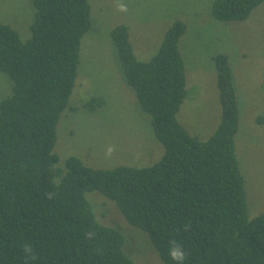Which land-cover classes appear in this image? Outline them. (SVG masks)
Segmentation results:
<instances>
[{
  "label": "trees",
  "instance_id": "16d2710c",
  "mask_svg": "<svg viewBox=\"0 0 264 264\" xmlns=\"http://www.w3.org/2000/svg\"><path fill=\"white\" fill-rule=\"evenodd\" d=\"M262 1L213 0L211 11L218 20L243 21ZM32 5L26 40L0 23V71L13 82L0 101V264H133L123 232L98 219L91 191L148 234L163 264H176L172 240L186 252L183 264H264V213L248 216L235 152L239 108L227 56L213 57L221 115L201 140L177 118L186 97L178 48L185 22L171 23L147 61L137 59L126 25L112 27L122 75L164 151L147 166L93 168L72 155L58 167L56 127L75 85L91 7L89 0ZM103 102L91 97L83 106ZM255 120L264 124V115ZM26 244L35 259L26 257Z\"/></svg>",
  "mask_w": 264,
  "mask_h": 264
},
{
  "label": "rangeland",
  "instance_id": "374dc122",
  "mask_svg": "<svg viewBox=\"0 0 264 264\" xmlns=\"http://www.w3.org/2000/svg\"><path fill=\"white\" fill-rule=\"evenodd\" d=\"M212 2L89 0L91 26L81 40L75 85L56 127L53 152L58 167L63 168L72 155L86 166L105 169L147 166L160 159L163 145L125 82L110 30L126 25L137 59L147 61L171 23L181 20L186 30L178 48L185 66L186 97L178 121L201 140L213 133L221 115L213 57L225 54L239 108L234 141L248 216L264 213V124L255 120L264 115V0L243 21L215 19ZM121 3L127 5L126 12L118 10ZM33 12L32 0H0V23L10 25L23 40L30 36ZM12 86L10 77L0 71V101L11 95ZM91 97L104 103L95 109L84 107ZM109 146L115 148L111 157L105 154ZM86 196L101 223L123 232L124 250L133 264H163L146 232L130 225L101 193L91 191Z\"/></svg>",
  "mask_w": 264,
  "mask_h": 264
},
{
  "label": "clouds",
  "instance_id": "9594fccd",
  "mask_svg": "<svg viewBox=\"0 0 264 264\" xmlns=\"http://www.w3.org/2000/svg\"><path fill=\"white\" fill-rule=\"evenodd\" d=\"M118 10L122 12H126L128 10L127 5L121 3L118 6ZM114 151H115V148L112 146H109L106 149L105 154L107 157H111ZM49 198H51V194H49ZM185 230H187V226H185ZM87 235H88V238L91 239L93 236V233L89 232ZM23 250L28 259H35V257L32 256V248L30 245H27V244L24 245ZM168 254L171 257V259L176 262V264H183V262L186 259V252L184 251L183 246L177 243V241L175 240H172L169 242Z\"/></svg>",
  "mask_w": 264,
  "mask_h": 264
},
{
  "label": "crops",
  "instance_id": "0c3cea01",
  "mask_svg": "<svg viewBox=\"0 0 264 264\" xmlns=\"http://www.w3.org/2000/svg\"><path fill=\"white\" fill-rule=\"evenodd\" d=\"M83 46H84V44H83ZM104 103V102H103Z\"/></svg>",
  "mask_w": 264,
  "mask_h": 264
}]
</instances>
